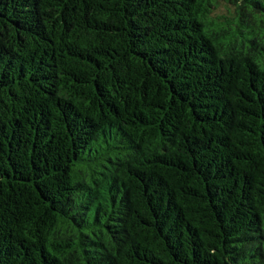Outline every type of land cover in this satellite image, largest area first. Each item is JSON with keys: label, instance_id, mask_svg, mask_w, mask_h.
I'll use <instances>...</instances> for the list:
<instances>
[{"label": "trees", "instance_id": "trees-1", "mask_svg": "<svg viewBox=\"0 0 264 264\" xmlns=\"http://www.w3.org/2000/svg\"><path fill=\"white\" fill-rule=\"evenodd\" d=\"M0 264H264V0H0Z\"/></svg>", "mask_w": 264, "mask_h": 264}]
</instances>
